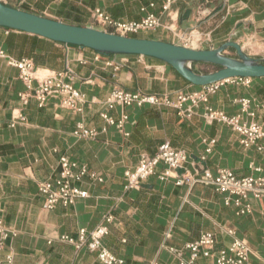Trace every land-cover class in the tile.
I'll return each mask as SVG.
<instances>
[{"label": "crops", "instance_id": "crops-1", "mask_svg": "<svg viewBox=\"0 0 264 264\" xmlns=\"http://www.w3.org/2000/svg\"><path fill=\"white\" fill-rule=\"evenodd\" d=\"M5 5L67 24L106 31L94 23L92 12L101 9L117 22H140L147 14L158 15L162 26L140 34L147 38L193 49H214L228 41L238 43L246 54L264 59V0H181L169 15L163 0H0ZM192 37L191 43L184 39ZM0 50L16 60H31L40 76L70 75L67 81L85 95L84 110L77 113L50 98L44 106L35 99L24 104L27 92L17 68L0 58V207L6 225L16 232L0 250V264L11 252L13 264H102L97 254L61 240L77 238L81 229L93 230L108 216L105 247L126 264H177L169 248L182 249L203 233L216 236L217 249L227 247L233 237L245 240L252 249V264H264V197H249V214L225 204L226 195L211 186L185 182L209 170H232L238 177L264 175V155L256 146L244 147L240 136L221 122H208L206 108L241 122L264 126V77L250 78L244 85L224 81L207 103L181 116L173 108L116 106L109 114L118 121L128 116L123 133L105 122L106 100L114 89L145 94L192 93L194 86L168 64L135 55L105 56L89 48L63 44L46 38L0 27ZM236 57L235 50L226 52ZM209 64H195L200 74ZM216 67V66H213ZM37 86V82L33 83ZM242 100L250 101L251 117L242 111ZM190 106L186 103L184 108ZM23 115L25 121L11 126ZM79 123L94 129V139L74 135ZM214 141L213 144L210 142ZM164 142L186 150L189 160L181 169L167 171L159 164L154 175L129 191L125 174L134 169L143 154L153 156ZM264 140L259 143L263 144ZM208 149H211L208 152ZM85 165L102 181L86 177L78 186L89 197L72 206L45 208L40 183L57 177L59 159ZM204 157L205 159H202ZM260 168V172L253 170ZM184 258H189L185 253ZM195 264H215L200 258Z\"/></svg>", "mask_w": 264, "mask_h": 264}, {"label": "built area", "instance_id": "built-area-1", "mask_svg": "<svg viewBox=\"0 0 264 264\" xmlns=\"http://www.w3.org/2000/svg\"><path fill=\"white\" fill-rule=\"evenodd\" d=\"M181 0H163L162 12L169 15L172 8ZM94 23L106 28V32L114 33L127 37H138L145 31L155 30L162 26L160 16L149 13L140 22H117L108 16L101 9L92 12ZM185 43H191L192 37L188 36L184 39ZM0 58L7 59V64L17 68L20 72V78L27 87V92L20 95V99L24 104L29 100L35 99L40 106H44L50 98L59 99L62 108L81 113L86 103L85 95L76 89L70 81L66 79L70 77L67 73H56L48 76H40L34 68L31 60H16L8 57L6 53L0 50ZM37 82L34 87L33 83ZM230 81V80H227ZM233 82H240L248 85L250 78L231 79ZM223 82L211 84L201 87L199 91L192 93H178L175 99L169 94L156 95L145 94L142 92H128L123 89H114L106 100V111L101 114L102 119L109 125L115 126L119 132L123 133L124 124L128 119L126 114L116 121L109 112L114 110L116 106L129 107L145 105L154 107L173 108L179 112L181 116H191L192 109L200 103H207L209 97L215 94ZM190 106L184 108L186 103ZM242 111L253 117L255 114L249 111L250 101L242 100ZM264 112V106L260 107ZM205 118L208 122H221L229 126L240 136L241 144L246 147L256 146L257 150L264 155V126L257 122L243 123L239 116H228L222 112H216L212 108H206ZM25 121L23 115H19L13 119L11 126L17 122ZM74 135L80 139H94L98 132L94 129L87 128L83 123L77 125ZM211 144L214 141L210 142ZM211 149H208L210 152ZM202 159H205L202 157ZM189 160L186 150L174 147L169 142L161 144L157 152L153 156L143 154L137 166L126 172L125 174V190L129 191L138 188L143 181L154 175L159 164H165V171L160 178L164 180L169 176L170 171L183 168ZM253 170L260 172V168L253 167ZM89 177L92 180L102 181L98 175L90 173L85 165H80L71 161L67 156L59 159V171L57 177L46 180L39 185V191L45 198V208L52 210L58 205L72 206L77 201L89 197L86 190L81 189L78 184ZM185 182L191 184H202L213 187L216 192L226 195L225 204L227 206L234 205L238 208L237 214H249L252 211L250 204L244 203L249 197H264V175L238 177L230 169H220L217 174H213L209 170L197 178L191 179L182 176L178 179L177 184L181 185ZM112 217L108 216L104 219V223L98 225L93 230L81 229L77 238L68 236L61 237V240L72 243L76 248H87L90 252L96 253L98 260L102 264H126L124 260L117 258L104 245L103 240L109 234V227ZM225 233L233 237L232 242L225 248L217 249V240L212 232L203 233L197 240L187 243L182 249L169 248V251L177 259V264H195L200 258H213L215 264H252V249L249 244L240 238L235 237L233 230H225ZM16 236V232L11 230L5 223L2 208L0 207V250H4L5 243L12 237ZM185 253H189V258L185 259ZM14 255L9 252L2 264H13ZM157 264V263H153Z\"/></svg>", "mask_w": 264, "mask_h": 264}, {"label": "water", "instance_id": "water-1", "mask_svg": "<svg viewBox=\"0 0 264 264\" xmlns=\"http://www.w3.org/2000/svg\"><path fill=\"white\" fill-rule=\"evenodd\" d=\"M0 27L89 48L105 56L135 55L155 58L171 66L197 87L236 78L264 77V59L250 57L233 41L225 42L214 49H193L159 40L122 36L89 26L67 24L7 6L1 1ZM231 49L235 50L236 57L226 54ZM199 63L216 66L218 70L206 74L197 73L194 65Z\"/></svg>", "mask_w": 264, "mask_h": 264}, {"label": "rangeland", "instance_id": "rangeland-1", "mask_svg": "<svg viewBox=\"0 0 264 264\" xmlns=\"http://www.w3.org/2000/svg\"><path fill=\"white\" fill-rule=\"evenodd\" d=\"M216 70H218V67L208 66L205 69H203V72H205V73H212V72H215Z\"/></svg>", "mask_w": 264, "mask_h": 264}]
</instances>
